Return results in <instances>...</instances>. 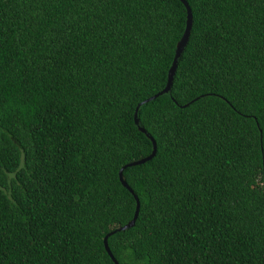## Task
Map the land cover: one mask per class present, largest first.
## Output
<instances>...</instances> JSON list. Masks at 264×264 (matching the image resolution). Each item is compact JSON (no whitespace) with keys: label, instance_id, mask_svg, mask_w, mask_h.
I'll list each match as a JSON object with an SVG mask.
<instances>
[{"label":"trees","instance_id":"trees-1","mask_svg":"<svg viewBox=\"0 0 264 264\" xmlns=\"http://www.w3.org/2000/svg\"><path fill=\"white\" fill-rule=\"evenodd\" d=\"M186 2L127 189L183 4L0 0V264H264V0Z\"/></svg>","mask_w":264,"mask_h":264},{"label":"water","instance_id":"water-1","mask_svg":"<svg viewBox=\"0 0 264 264\" xmlns=\"http://www.w3.org/2000/svg\"><path fill=\"white\" fill-rule=\"evenodd\" d=\"M179 1L183 4V6L185 7V10H186L185 27H184V30H183L181 38L179 39V41L176 44L174 57H173L171 66H170V68L168 70V73H167L166 84H165L164 88L160 92H158L157 94L151 96L150 98L144 100L142 103L137 105L136 108H135V112L133 114V119H134L135 126L138 128V130L140 132L144 133L149 138V140L151 141V143H152V152H151V154L148 157H146V158H144V159H142L140 161L127 164V165H125L124 167L121 168V170L119 171V180H120L121 184L124 187H126L127 189H129V188H128L127 184L125 183V181L122 178V174H121L122 170L125 167H127V166H132V165L144 163L145 161L151 159L156 153V143H155L154 139L150 136V134H148L147 131L141 126V124H140V122H139V120L137 118V109H138V107L141 104L146 103V102H148V101H150L152 99H155L159 95L170 94V89H171V85H172V82H173V76H174V73H175L179 58L181 57V54H182L185 46L187 45V42H188V39H189V36H190V31H191V26H192V12H191V8L188 5V3L186 2V0H179ZM187 105L188 104H185L183 107H186ZM133 196H134V199L136 201L134 214H133L132 219L126 225H124L121 228L122 230H124L125 228L133 226L134 222H135V220L137 218V215H138L139 201H138V199H137V197L135 195H133ZM108 235H106L104 237V239H103V245H104L105 251L109 255V257L112 260V262L114 264H118L117 261L114 260L113 256L109 252V249H108V246H107V236Z\"/></svg>","mask_w":264,"mask_h":264}]
</instances>
